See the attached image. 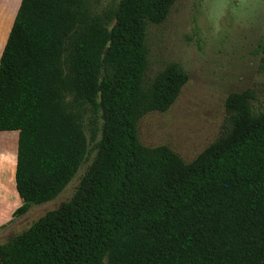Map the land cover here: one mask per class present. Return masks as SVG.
<instances>
[{
  "label": "trees",
  "instance_id": "1",
  "mask_svg": "<svg viewBox=\"0 0 264 264\" xmlns=\"http://www.w3.org/2000/svg\"><path fill=\"white\" fill-rule=\"evenodd\" d=\"M177 0H20L0 54V131H15L22 202L57 196L87 153L82 105L101 122L67 201L0 244V264H264V109L250 89L224 99L218 136L191 161L146 146L139 119L165 112L188 75L176 62L145 81L148 23ZM264 72V38L256 43ZM70 96L69 99L67 97Z\"/></svg>",
  "mask_w": 264,
  "mask_h": 264
},
{
  "label": "rangeland",
  "instance_id": "2",
  "mask_svg": "<svg viewBox=\"0 0 264 264\" xmlns=\"http://www.w3.org/2000/svg\"><path fill=\"white\" fill-rule=\"evenodd\" d=\"M18 2L0 0V48ZM117 2L85 0L92 14L108 12ZM263 38L264 0H177L163 22L148 23L145 81L170 62L178 63L188 80L167 111L148 112L139 119L137 134L142 144H165L189 162L220 133L228 93L250 89L255 96L254 109H264V72L258 68L261 55L255 51ZM81 109L87 139L85 158L57 196L31 203L18 216L12 215L22 204L13 179L17 133L0 132V244L73 194L100 136L98 132L94 141L90 140L91 129L100 127L98 114L87 105Z\"/></svg>",
  "mask_w": 264,
  "mask_h": 264
},
{
  "label": "crops",
  "instance_id": "3",
  "mask_svg": "<svg viewBox=\"0 0 264 264\" xmlns=\"http://www.w3.org/2000/svg\"><path fill=\"white\" fill-rule=\"evenodd\" d=\"M19 4H20V0H19V2H18L17 6L15 7L14 11H13V15L10 17V24H9L7 30L5 31V33H6V34H5V39H4L3 44H2V46H1V48H0V54H1V52H2V49H3V47H4V44H5V42H6V39H7L8 33H9V31H10V28H11V25H12V23H13V20H14V17H15V14H16V12H17V9H18ZM0 132H10V131H0ZM17 136H18V131H17Z\"/></svg>",
  "mask_w": 264,
  "mask_h": 264
},
{
  "label": "water",
  "instance_id": "4",
  "mask_svg": "<svg viewBox=\"0 0 264 264\" xmlns=\"http://www.w3.org/2000/svg\"><path fill=\"white\" fill-rule=\"evenodd\" d=\"M16 151H17V145H16Z\"/></svg>",
  "mask_w": 264,
  "mask_h": 264
}]
</instances>
